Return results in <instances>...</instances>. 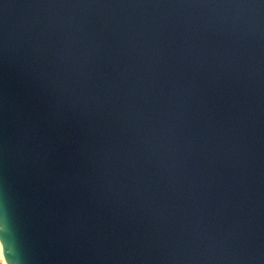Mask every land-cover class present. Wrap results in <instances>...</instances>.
Instances as JSON below:
<instances>
[{"label": "water", "instance_id": "water-1", "mask_svg": "<svg viewBox=\"0 0 264 264\" xmlns=\"http://www.w3.org/2000/svg\"><path fill=\"white\" fill-rule=\"evenodd\" d=\"M7 264H264V0H0Z\"/></svg>", "mask_w": 264, "mask_h": 264}, {"label": "bare ground", "instance_id": "bare-ground-1", "mask_svg": "<svg viewBox=\"0 0 264 264\" xmlns=\"http://www.w3.org/2000/svg\"><path fill=\"white\" fill-rule=\"evenodd\" d=\"M0 253H1V257H2V259H3L4 264H7V263H6V260H5V257H4V254H3V250H2L1 242H0Z\"/></svg>", "mask_w": 264, "mask_h": 264}, {"label": "rangeland", "instance_id": "rangeland-1", "mask_svg": "<svg viewBox=\"0 0 264 264\" xmlns=\"http://www.w3.org/2000/svg\"><path fill=\"white\" fill-rule=\"evenodd\" d=\"M0 264H4L3 259L1 257V253H0Z\"/></svg>", "mask_w": 264, "mask_h": 264}]
</instances>
